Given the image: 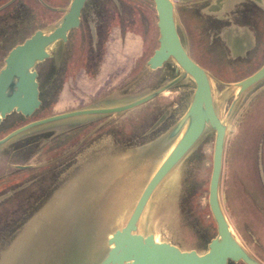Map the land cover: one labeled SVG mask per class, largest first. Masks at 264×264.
Listing matches in <instances>:
<instances>
[{"label":"rangeland","instance_id":"1","mask_svg":"<svg viewBox=\"0 0 264 264\" xmlns=\"http://www.w3.org/2000/svg\"><path fill=\"white\" fill-rule=\"evenodd\" d=\"M189 1L175 2L177 27L189 55L208 69L215 96L219 97L227 83L247 76L264 63V32L259 34L260 38L257 35L256 47L246 56L231 58L216 36L222 21L203 11L204 2ZM54 6L56 22L67 0H54ZM156 19L153 0H86L79 27L70 31L66 43L55 45L49 60L36 65L41 103L35 116L62 112L82 103L93 104L105 91L119 93L129 88L134 95L141 94L172 76L171 61L166 62L168 68L162 74L159 68L150 69L145 64L157 45ZM241 21L255 27L249 18ZM126 39L132 40L130 59L114 47ZM131 59L133 80L119 84L125 74L120 70H125ZM157 75L164 77L156 79ZM102 80H108V84L114 80V83L98 91L101 87L97 90L96 86ZM83 82L85 93L80 98ZM186 82L117 117V120L133 119L129 133L133 141L141 139L136 135L162 108L159 99L173 96L183 86H192ZM233 95L234 92L229 93L224 101L222 114ZM173 106L169 105L177 116L185 104ZM18 120L25 119L11 113L4 122L8 126ZM51 125L33 128L0 147V264H89L92 253L99 255L105 249L106 236L119 225L122 212L133 203L139 185L147 178L143 179V175L149 174L142 158V163L136 157L131 160L133 150L121 152V145L112 146L104 135L108 129L88 128L83 152L71 148L78 136L76 129L67 133L65 125ZM158 132L153 130L144 135L149 138ZM213 139L211 132L204 135L158 185L142 215L143 231H151L157 240L170 241L181 249L206 250L216 233L207 202ZM13 164H31V167L19 169ZM139 177L140 183L132 184ZM109 182L113 187H108ZM219 198L237 238L264 263V79L244 93L229 121ZM99 200L96 215L82 218L79 208ZM76 206L79 207L75 209Z\"/></svg>","mask_w":264,"mask_h":264},{"label":"water","instance_id":"2","mask_svg":"<svg viewBox=\"0 0 264 264\" xmlns=\"http://www.w3.org/2000/svg\"><path fill=\"white\" fill-rule=\"evenodd\" d=\"M85 2L86 0H70L64 14L52 27L36 30L24 42L9 51L4 65L0 68V120L12 111L29 116L40 106V90L34 66L48 56L47 50L52 44L65 42L68 32L79 26L81 9ZM153 3L157 17L158 45L147 58L146 64L149 68H156L171 61L175 63L177 75L156 88L125 100L119 99L114 104L98 102L26 122L0 137V147L33 128L62 121L78 122L83 118L133 108L190 76L196 84L183 114L148 147L131 151L135 153L133 158H139L138 162L143 159L144 169H147L149 174L123 223L110 230L105 238V249L99 255L98 252L97 255L92 253L93 260L89 264H229L238 261L243 264H264L237 238L219 198L223 150L229 121L244 93L264 79V63L247 76L227 83L223 94L215 96L209 72L190 57L179 36L173 1L153 0ZM231 92H234V95L222 114L223 103ZM211 130L214 131V139L207 202L216 224V233L210 238L203 252L181 249L170 241L157 240L151 231H142V215L158 185ZM153 163L156 165L150 169ZM12 166L26 168L31 164ZM113 185L112 183L108 187ZM81 204L82 202L79 203ZM93 204L94 201L86 208H79L82 218L88 219L96 215L100 200ZM73 223L71 228L75 226Z\"/></svg>","mask_w":264,"mask_h":264},{"label":"flooded vegetation","instance_id":"3","mask_svg":"<svg viewBox=\"0 0 264 264\" xmlns=\"http://www.w3.org/2000/svg\"><path fill=\"white\" fill-rule=\"evenodd\" d=\"M69 2H70V0L69 1L67 0V6H68ZM174 8H175V5H174ZM65 9L62 10V13L60 14V16L58 18H60L64 14ZM54 10H55L54 0H0V68L4 65L5 57L8 55L9 51L13 47L24 42L36 30H39V29L40 30H46V29H48L54 25V22H55ZM82 10H83V8L81 9L80 22H81ZM175 10H176V8H175ZM79 25H80V23H79ZM78 27H76V28H78ZM220 28H221V26L218 27V31L216 33L217 38H219L218 32H219ZM73 29H75V28H73ZM70 31L68 32L66 41L63 43H66L68 41ZM177 31H178L179 36H180V38L184 44V39L182 38V35H180L178 27H177ZM157 37H158V34L156 36V41H157ZM57 43L52 44L51 47H49V49L47 50L48 56L45 59H43L42 61L49 60V58H51L52 50L55 48V45ZM157 45H158V41H157ZM157 45H156V47H157ZM131 46H132V40L126 39L125 41L120 40L119 44H115L114 47L118 51L121 52V55L126 54L125 58L129 57V59H130L131 58V55H130V52H131L130 47ZM121 47H123V48H121ZM156 47H154V48H156ZM152 52H153V50H152ZM193 60L195 62H197L200 66H202L203 68L208 70L205 66L200 64L198 61H196L195 59H193ZM42 61H39L38 63H40ZM37 64H35V66H34L36 71H37V69H36ZM133 64H134V60L131 59L130 64H128L125 67V70L124 69L120 70L122 73H125V74L129 73L130 75L126 76L124 74V77L121 78L122 80L119 82V84L120 83L126 84L127 82H125V81L132 82V80H133V76H132ZM145 64H146V61H145ZM146 67H148L147 64H146ZM170 67H172L173 75L168 77L167 79H163L153 88H156L157 86L161 85L162 83L166 82L167 80H169L172 77H174L175 75H177L175 63L171 64ZM158 68L160 69V74H162V72H164L165 69L168 67H167L166 62H165L163 65H161L159 67L150 68V69H158ZM37 77H38V71H37ZM107 77H109L111 79V76H107ZM162 77H164V75L163 76L157 75L156 79H159V78L161 79ZM183 81L185 83H187L186 81L192 83V86L190 85V86H188V88H187V86L186 87L183 86V87H181V91L176 90V94H174L173 96H169V97L163 96L159 99V105H161V106L163 105V106L158 111L157 116L145 127V129H143V131L140 134L136 135V138H141L140 140L138 139V140L133 141L134 137L129 134L132 131L131 127L133 124V119L131 117H129V118L125 117L124 120L121 117L122 118L121 120H117V117L123 116L125 112H127L131 109H134L135 107H138L139 106L138 105V106H135L133 108H130V109L118 112V113H105V114H101V115H96L94 117L92 116L88 119L83 118V119L79 120L78 122H72V123L69 122L67 124L68 126L65 125L66 126L65 130L67 131V133H71L72 131H75L74 129H76V131H78V136L76 137V140L73 141V143L71 144V148H74L75 150L78 149L79 151L83 150V152H84V148L86 146V141H87V129L88 128L90 129L93 127L95 129H100V130L101 129H108V130H106V132H104L105 137L108 138L109 140H111L112 146H114L115 148L119 147L117 145V143L119 145H121L123 147V150L120 149L121 152H123V151L129 152L131 150H135V149H139V148L142 149L143 147L144 148L148 147L152 141H154L156 138H158L160 135H162L168 128H170L177 121V119L183 114L185 109L187 108L196 83L192 77L186 76L183 80L176 83L175 85H177ZM101 82L102 83L100 85L98 84L96 86L97 90L99 87H101V89L98 91L105 90L106 86H112V84H110V83H114V80H109V82H110L109 84H108V80H102ZM38 84H39V82H38ZM82 84L85 86L84 82L81 83L80 90H79L80 98L82 97V94L85 93V87ZM175 85H173V86H175ZM172 87H170V88H172ZM108 88H111V87H108ZM153 88H151V89H153ZM189 88L191 89V91L188 92ZM128 89L129 88H126L125 90H123L119 93H113L112 91L111 92L105 91L106 93L103 94L102 96H98L97 98H95L94 102L95 103L101 102L102 104L107 105V104H114L119 99H121V100L128 99L134 95L133 90L130 91ZM151 89H149V90H151ZM169 89H167L165 91H168ZM165 91H163V92H165ZM102 92L104 93V91H102ZM163 92L159 93L155 97L147 100L146 102H144L142 104L153 101L159 95H161ZM123 95H124V97H123ZM232 97L227 100V103L225 106V111H226ZM91 103H82L81 105L74 107V108H79V107H83L86 105H90ZM178 103H183V104H185V106L183 107L184 110L181 111V113L176 116V115H174V113L171 112V107H169V105L171 106L172 104H174V106H176V105H178ZM142 104H140V105H142ZM153 107H151V108H153ZM155 107H157V106H155ZM74 108H71V109H74ZM67 110H70V109H67ZM154 110H157V108H155ZM35 111H33L29 116H24L20 112L12 111L11 113H17V114L21 115L25 120L24 121L18 120L16 122H10V124H8V126H6L4 119L6 118L7 115H9L11 113L7 114L4 118H2L0 120V137L4 136L10 130H12V129H14V128L26 123V122L37 119V117L34 114ZM161 115H163L162 118L157 123H155V121ZM173 115H174V117H173ZM141 120L142 119H140V121ZM153 130H156L159 132L152 135L149 138H146L144 134L149 133ZM209 132H211L213 134V137H214V131L211 130ZM96 133L101 134L102 132L96 131ZM102 135L103 134H101V136ZM71 140H73V139H71ZM225 146H226V137H225L224 149H225ZM111 151H115V150H111ZM223 153H224V150H223ZM222 161H223V159H222ZM29 167H31V166H29ZM26 168H28V167H26ZM19 169H22V168H19Z\"/></svg>","mask_w":264,"mask_h":264},{"label":"crops","instance_id":"4","mask_svg":"<svg viewBox=\"0 0 264 264\" xmlns=\"http://www.w3.org/2000/svg\"><path fill=\"white\" fill-rule=\"evenodd\" d=\"M172 1L175 5L179 0ZM199 1L204 2L202 8L205 13L215 20L222 21L218 36L231 58L244 57L256 47L259 34L264 32V0H190L189 2ZM245 17L253 20L252 24L255 23V27L241 21Z\"/></svg>","mask_w":264,"mask_h":264},{"label":"bare ground","instance_id":"5","mask_svg":"<svg viewBox=\"0 0 264 264\" xmlns=\"http://www.w3.org/2000/svg\"><path fill=\"white\" fill-rule=\"evenodd\" d=\"M237 38V37H236ZM239 39V38H238ZM60 43H61V41H60ZM241 43V42H240ZM240 45H242V44H240ZM141 93V92H140ZM143 93V92H142ZM130 96V95H129ZM122 97V96H121ZM123 97H124V95H123ZM127 97V96H126ZM132 97V96H131ZM103 100V99H102ZM100 104V103H99ZM101 115V114H100ZM94 117V116H93ZM97 119V118H96ZM68 123L67 122H65V121H62V122H58V123H55V124H53V125H51V126H59V125H66V126H68L67 125ZM88 124V123H87ZM83 125V124H82ZM78 126V125H77ZM80 126V125H79ZM38 129V128H37ZM72 129V128H71ZM30 136V135H29ZM27 137V136H26ZM153 142V141H152ZM147 144V143H146ZM144 145V144H143ZM150 145V144H149ZM133 158V157H132ZM132 160V159H131ZM142 163V162H141ZM144 164V163H143ZM134 165V164H133ZM136 165V164H135ZM138 165V164H137ZM155 165H156V163H153V164H151L150 165V169H152L153 167H155ZM141 166H142V164H141ZM135 169H137V168H135ZM143 169V168H142ZM134 171H136V170H134ZM141 171V170H140ZM142 173V172H141ZM121 174H123V173H121ZM139 174V173H138ZM170 174H172V172L170 173ZM169 174V175H170ZM146 175H148V174H146ZM145 174L143 175V179H145L147 176H146ZM168 175V176H169ZM118 176H120V175H118ZM136 176V175H135ZM169 178V177H168ZM167 178V179H168ZM114 179H116V178H114ZM140 179V177L136 180V181H134V182H132V184H138V183H140V181L141 180H139ZM166 179V178H165ZM126 180V179H125ZM112 181V180H111ZM114 181H116V180H114ZM144 181V180H143ZM142 181V182H143ZM167 181V180H166ZM166 181H165V183H166ZM113 182V181H112ZM163 182V181H162ZM111 182H109V184H110ZM161 184V183H160ZM160 186V185H159ZM164 186V185H163ZM141 187H142V183L139 185V188H138V193H139V191H140V189H141ZM106 188V187H105ZM160 188V187H159ZM99 190H101L100 188H99ZM98 190V191H99ZM105 190V189H104ZM122 191V190H121ZM156 191V190H155ZM154 191V192H155ZM159 191V190H158ZM157 191V192H158ZM101 192V191H100ZM104 192V191H103ZM119 192V191H118ZM154 192H153V194H154ZM96 193V192H95ZM99 193V192H98ZM97 193V194H98ZM105 193V192H104ZM103 193V194H104ZM133 193H135V192H133ZM94 195H96V194H94ZM116 195H118V194H116ZM135 195L137 196V194L135 193ZM98 196H100V195H98ZM110 196H112V195H110ZM157 196V195H156ZM95 197H97V196H95ZM158 197V196H157ZM99 198V197H98ZM101 198V197H100ZM128 198V197H127ZM136 198V197H135ZM92 199H93V196H92ZM110 199V198H109ZM98 200V199H97ZM135 200V199H134ZM133 200V201H134ZM153 200V199H152ZM91 201V200H90ZM126 200H124V202H125ZM108 202V201H107ZM95 203H97V202H95ZM126 203V202H125ZM106 205V204H105ZM131 206L132 205H130V206H127L126 208H125V210L122 212V218L120 219V221L119 222H117L119 225H121L122 223H123V221L125 220V218H126V216H127V214H128V212H129V210H130V208H131ZM105 207V206H104ZM121 207H122V205H121ZM115 212H116V209H114L113 210V214H115ZM100 213V212H99ZM44 214H46V213H43V215ZM111 215H112V212H111ZM102 216V215H101ZM146 216V215H145ZM147 217V216H146ZM101 218V217H100ZM142 218H143V216H142ZM91 220V219H90ZM100 220H102V219H100ZM100 220H99V222H100ZM144 220V219H143ZM89 223V222H88ZM145 222H143V224H144ZM107 224V223H106ZM145 224H147V223H145ZM100 225V224H99ZM98 225V226H99ZM141 225H142V219H141ZM143 227V226H142ZM90 228V227H89ZM111 228H112V226H111ZM145 228H146V226H145ZM142 231L144 230L143 228H140ZM146 230V229H145ZM110 232V231H109ZM90 232H88V234H89ZM96 233V232H95ZM87 235V234H86ZM98 235V234H97ZM97 235H95V237L97 236ZM68 236H69V234H68ZM92 239H94V237L92 238ZM92 241V240H91ZM93 242H95V241H93ZM92 242V244H94ZM62 243V242H61ZM83 243H84V241H83ZM92 244H91V246H92ZM104 244V243H103ZM47 245V244H46ZM62 246V245H61ZM66 246V245H65ZM81 246H83V245H81ZM104 246V245H103ZM103 246H101V247H103ZM94 248V247H93ZM105 248V247H104ZM58 249V248H57ZM82 249V248H81ZM101 249V248H100ZM66 250V249H65ZM103 250V249H102ZM10 251V250H9ZM79 253H81V252H79ZM7 254V253H6ZM50 255V254H49ZM5 256V255H4ZM7 256V255H6ZM77 257V256H76ZM53 259V258H52ZM4 260V259H3ZM76 261H77V259H75ZM5 261V260H4ZM90 261V260H89ZM88 261V262H89ZM60 262V261H59ZM57 263V262H56ZM56 263H54V264H56ZM75 263H77V262H75ZM74 263V264H75Z\"/></svg>","mask_w":264,"mask_h":264},{"label":"trees","instance_id":"6","mask_svg":"<svg viewBox=\"0 0 264 264\" xmlns=\"http://www.w3.org/2000/svg\"><path fill=\"white\" fill-rule=\"evenodd\" d=\"M230 263V262H229Z\"/></svg>","mask_w":264,"mask_h":264}]
</instances>
